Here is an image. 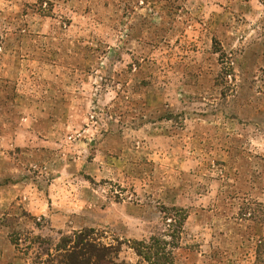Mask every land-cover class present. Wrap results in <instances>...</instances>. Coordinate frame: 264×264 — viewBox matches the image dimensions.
<instances>
[{
    "label": "rangeland",
    "instance_id": "obj_1",
    "mask_svg": "<svg viewBox=\"0 0 264 264\" xmlns=\"http://www.w3.org/2000/svg\"><path fill=\"white\" fill-rule=\"evenodd\" d=\"M171 208L176 264H264V0H0V264Z\"/></svg>",
    "mask_w": 264,
    "mask_h": 264
},
{
    "label": "trees",
    "instance_id": "obj_2",
    "mask_svg": "<svg viewBox=\"0 0 264 264\" xmlns=\"http://www.w3.org/2000/svg\"><path fill=\"white\" fill-rule=\"evenodd\" d=\"M164 219L163 231L146 239L104 243L103 237L95 230L86 229L62 237L55 250L62 264H128L124 260L120 261L123 246L133 253L135 264H176L175 250L179 247L187 213L181 208L166 209ZM13 242L19 246L18 237Z\"/></svg>",
    "mask_w": 264,
    "mask_h": 264
}]
</instances>
